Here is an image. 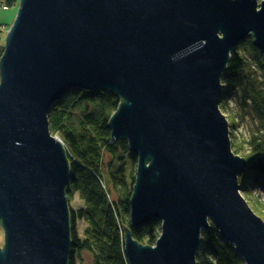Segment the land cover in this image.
Returning a JSON list of instances; mask_svg holds the SVG:
<instances>
[{
	"label": "water",
	"instance_id": "95a60500",
	"mask_svg": "<svg viewBox=\"0 0 264 264\" xmlns=\"http://www.w3.org/2000/svg\"><path fill=\"white\" fill-rule=\"evenodd\" d=\"M0 60V264H69L71 165L50 130L76 89L121 99L114 140L138 158L129 264H198L213 224L264 264V221L241 193L222 78L239 45L264 54V0H19ZM161 222L155 246L132 229Z\"/></svg>",
	"mask_w": 264,
	"mask_h": 264
},
{
	"label": "trees",
	"instance_id": "16d2710c",
	"mask_svg": "<svg viewBox=\"0 0 264 264\" xmlns=\"http://www.w3.org/2000/svg\"><path fill=\"white\" fill-rule=\"evenodd\" d=\"M2 2L14 7L18 0H0V11ZM7 26L1 22L0 60L5 51L2 38L7 34L2 27ZM222 82L220 107L232 122L233 151L249 164L240 177L241 191L260 215L264 206L252 192L264 189V54L253 45L252 38L242 42L232 55ZM120 104L121 99L111 92L76 89L57 102L49 114L50 130L63 142L71 165L67 186L72 240L69 264L83 262L82 254L91 257L90 264H129L125 228L131 227L130 200L138 158L126 140L112 138L109 125ZM235 105L239 114L234 113ZM244 119H249L246 134L240 132ZM75 201L79 202L76 208L72 206ZM132 234L138 242L155 246L161 222L132 229ZM197 262L245 264L213 224L202 234Z\"/></svg>",
	"mask_w": 264,
	"mask_h": 264
},
{
	"label": "rangeland",
	"instance_id": "374dc122",
	"mask_svg": "<svg viewBox=\"0 0 264 264\" xmlns=\"http://www.w3.org/2000/svg\"><path fill=\"white\" fill-rule=\"evenodd\" d=\"M261 1L262 0H259V2H261ZM19 4H20V2L18 0L17 4L14 7L0 11V20H1L2 23L6 24V25H9V26L13 25V23H14L16 17H17V13H18V10H19ZM6 36H7V34L2 38V42L3 43H5ZM233 105H234V103L232 104V106ZM234 113H238L239 114V110H238V107L236 105L234 107ZM225 115L228 117V120H229V122L231 124L232 122H231L228 114L226 113ZM248 120L249 119H247V120L244 119V120L240 121V132L241 133H245V134L248 133V131H247ZM240 132H237V134L239 135ZM241 193H242V191H241ZM252 193H253L254 196H257V197L260 198V202L264 206V189H259V190L254 189ZM242 196L244 198L247 197V196L243 195V193H242ZM245 199H246V201L248 202V204L250 206L249 199H247V198H245ZM72 206L74 208L78 207L79 206V202L75 201ZM254 213H256L264 221V209H263V207L261 208L260 215L258 214V212H256V210L254 211ZM80 229H82V226H80ZM4 245H5V233H4V230L0 227V247L3 248ZM82 258H83V262H81L80 264H90L91 263V257L89 255L82 254Z\"/></svg>",
	"mask_w": 264,
	"mask_h": 264
},
{
	"label": "bare ground",
	"instance_id": "6f19581e",
	"mask_svg": "<svg viewBox=\"0 0 264 264\" xmlns=\"http://www.w3.org/2000/svg\"><path fill=\"white\" fill-rule=\"evenodd\" d=\"M9 8H12V7H8L6 3H3V2H2V4H1V10H6V9H9ZM0 22H1V20H0ZM10 28H11V26L2 27V29H3L4 31H7V33H8V31L10 30ZM223 85H224V84H223ZM92 91H96V90H92Z\"/></svg>",
	"mask_w": 264,
	"mask_h": 264
},
{
	"label": "built area",
	"instance_id": "2783aa9c",
	"mask_svg": "<svg viewBox=\"0 0 264 264\" xmlns=\"http://www.w3.org/2000/svg\"><path fill=\"white\" fill-rule=\"evenodd\" d=\"M0 26H1V22H0Z\"/></svg>",
	"mask_w": 264,
	"mask_h": 264
}]
</instances>
